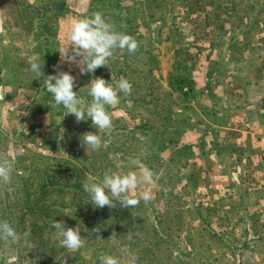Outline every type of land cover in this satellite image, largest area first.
<instances>
[{
	"label": "rangeland",
	"instance_id": "obj_1",
	"mask_svg": "<svg viewBox=\"0 0 264 264\" xmlns=\"http://www.w3.org/2000/svg\"><path fill=\"white\" fill-rule=\"evenodd\" d=\"M96 12L139 47L81 74L59 50L72 18ZM33 61L69 72L88 100L91 79L131 83L99 150L82 144L91 120L54 106ZM263 68L264 0H0V156L14 164L0 220L22 237L0 239V264H264V134H239L244 111L263 125L250 105ZM132 160L156 174L154 198L92 205L83 184L138 171ZM53 220L80 227L84 246L59 247Z\"/></svg>",
	"mask_w": 264,
	"mask_h": 264
},
{
	"label": "clouds",
	"instance_id": "obj_2",
	"mask_svg": "<svg viewBox=\"0 0 264 264\" xmlns=\"http://www.w3.org/2000/svg\"><path fill=\"white\" fill-rule=\"evenodd\" d=\"M70 23L67 42L59 52L63 61L77 64L81 74L94 73L98 67L107 66L108 59L116 49H127L129 53H134L139 47L133 36L118 31L102 13L74 17ZM41 69L42 63L33 61L29 70L45 78L44 86L47 93L53 97L54 106H63L66 114H73L77 121L91 120L95 131L83 134L82 144L93 151L99 150L105 141L96 130L106 132L112 128V118L107 109L120 103L121 93L131 94V83L126 78H120L115 82H108L102 77L91 79L88 83L90 85L88 96L91 99L88 100L73 90L75 78L69 72L59 71L44 76ZM131 163L139 165L138 171L108 169L102 178L83 184L92 205L96 208L104 206L111 208L115 207V202L118 201L121 206L128 208L135 207L141 200L147 204L154 198L153 191L146 185L156 186V174L147 166L141 165L138 160H132ZM13 168L14 164L10 159L0 156V181L9 182ZM53 227L57 230L54 240L58 242L59 247L78 250L84 246L85 240L80 235V227H65L62 221L55 220ZM24 236L26 237L27 233H24ZM21 238V234L9 221L0 220V239L19 242ZM100 264H122V261L117 256L104 255L100 257ZM124 264H136V257L127 258Z\"/></svg>",
	"mask_w": 264,
	"mask_h": 264
},
{
	"label": "crops",
	"instance_id": "obj_3",
	"mask_svg": "<svg viewBox=\"0 0 264 264\" xmlns=\"http://www.w3.org/2000/svg\"><path fill=\"white\" fill-rule=\"evenodd\" d=\"M79 9H76V11H78ZM263 74H264V68H263ZM260 97L257 100L258 102L251 100L250 105L253 107H259V113H260V117L263 121V125L259 126L256 123V120H254L253 116L254 113L251 111H244L243 114L245 116L244 120L242 121V126H240L239 128V134H261L260 132H262V134H264V77H262V81H260ZM254 101V102H252ZM225 118V116L222 118V120ZM255 125H257L258 127H255ZM244 127V128H242ZM219 128H223L222 126H220ZM258 129V131H257ZM236 129H232V131H235ZM231 131V132H232ZM224 134H227V132ZM233 134V133H232ZM247 136V135H246ZM252 137V135H250ZM249 137V136H248Z\"/></svg>",
	"mask_w": 264,
	"mask_h": 264
}]
</instances>
